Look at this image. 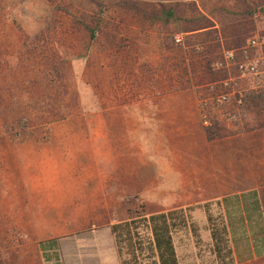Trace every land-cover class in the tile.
Instances as JSON below:
<instances>
[{
    "label": "rangeland",
    "instance_id": "1",
    "mask_svg": "<svg viewBox=\"0 0 264 264\" xmlns=\"http://www.w3.org/2000/svg\"><path fill=\"white\" fill-rule=\"evenodd\" d=\"M253 40L264 41V0H0V264H31L34 241L61 234L44 228L52 217L37 222L31 213L49 209L44 201L56 199L59 186L77 185L55 177L79 176V142L91 143L94 127L108 140L109 111L172 92L192 91L211 102L232 91L222 86L225 81L247 92L253 79L263 93L264 44L248 49L257 75L217 68L228 51L244 59L242 50ZM229 106L216 107L217 114L230 116ZM247 107L243 125H264V98ZM25 142L58 144L57 152L67 157L33 166L34 160L12 157L26 152L19 149ZM84 163L90 174V160ZM148 196L144 200L154 209L169 206L166 195ZM127 204L131 209L123 215L94 218L108 223L150 215L135 199ZM212 213L221 215L216 207ZM187 215L196 230L175 232L180 263L218 264L205 211ZM140 234L151 236L146 227ZM123 246L122 259L130 261Z\"/></svg>",
    "mask_w": 264,
    "mask_h": 264
},
{
    "label": "crops",
    "instance_id": "2",
    "mask_svg": "<svg viewBox=\"0 0 264 264\" xmlns=\"http://www.w3.org/2000/svg\"><path fill=\"white\" fill-rule=\"evenodd\" d=\"M258 89L252 79L246 94ZM230 106L231 115L223 119L215 109L220 106L213 101L203 106L190 91L139 97L109 111L108 140L94 127L91 143L79 142V176L55 177L77 185L59 186L57 198L44 201L49 209L31 213L37 222L52 217L44 228L61 230L33 240L31 264H122L113 226L127 221L106 223L94 215H123L131 209L128 199L138 207L145 204L150 215L220 201L213 207L225 219L235 264L264 260V125H243L247 104L238 106L233 97ZM205 114L209 127L203 124ZM19 146L26 152L12 157L34 160L33 166L45 168L52 159L67 157L51 142ZM85 160H90V174L84 173ZM45 174L44 180L53 181ZM71 189L79 197L68 196ZM150 191L171 198L169 206L147 205Z\"/></svg>",
    "mask_w": 264,
    "mask_h": 264
},
{
    "label": "trees",
    "instance_id": "3",
    "mask_svg": "<svg viewBox=\"0 0 264 264\" xmlns=\"http://www.w3.org/2000/svg\"><path fill=\"white\" fill-rule=\"evenodd\" d=\"M249 15L253 16L254 13H249ZM167 16L170 19L174 14L170 13ZM87 30L91 39H95V30L90 27H87ZM260 42L262 43V41ZM258 92L247 93L243 100L244 105L252 100L264 98V91L260 94ZM214 205L220 207L221 202H208L186 210L181 209L168 213L137 217L125 223L114 225L113 232L116 236L121 258L123 257V245L126 246L130 255V261L122 259V264H181L176 251L174 235L179 228L185 230L191 227L196 230L195 225L188 221L190 217H187V213L196 209L205 211L213 253L218 264H235L225 219L222 214L217 217L213 215L212 208ZM142 227H146L150 231V237H143L140 234ZM45 258L49 260L46 254Z\"/></svg>",
    "mask_w": 264,
    "mask_h": 264
},
{
    "label": "built area",
    "instance_id": "4",
    "mask_svg": "<svg viewBox=\"0 0 264 264\" xmlns=\"http://www.w3.org/2000/svg\"><path fill=\"white\" fill-rule=\"evenodd\" d=\"M177 43L181 42L180 38L176 39ZM262 44L260 41L253 40L249 45L245 48H243L242 52L244 55V59H238L236 56V53L234 51H228L224 55V61L220 62L217 64L218 69H224V70H229L231 67H236L237 71L241 73L242 75H248V76H254L259 73V69L257 67V64L253 63L248 59V49L249 48H256ZM225 89L227 90H232L231 92H225L221 93L220 95H217L212 101L219 105V106H227L231 104V100L233 97L237 100V105L238 106H243L244 98L246 97V92L242 91H236L233 90L231 86V81H225L223 82L222 85ZM208 100H203L202 105L207 106L208 105ZM204 124L206 126H210L209 120L207 115H204Z\"/></svg>",
    "mask_w": 264,
    "mask_h": 264
}]
</instances>
